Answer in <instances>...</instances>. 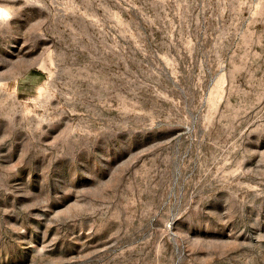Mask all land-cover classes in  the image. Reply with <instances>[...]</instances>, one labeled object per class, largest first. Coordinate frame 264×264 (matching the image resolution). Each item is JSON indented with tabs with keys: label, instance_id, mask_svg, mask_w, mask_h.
I'll use <instances>...</instances> for the list:
<instances>
[{
	"label": "rangeland",
	"instance_id": "rangeland-1",
	"mask_svg": "<svg viewBox=\"0 0 264 264\" xmlns=\"http://www.w3.org/2000/svg\"><path fill=\"white\" fill-rule=\"evenodd\" d=\"M0 4V264H264V0Z\"/></svg>",
	"mask_w": 264,
	"mask_h": 264
},
{
	"label": "clouds",
	"instance_id": "clouds-1",
	"mask_svg": "<svg viewBox=\"0 0 264 264\" xmlns=\"http://www.w3.org/2000/svg\"><path fill=\"white\" fill-rule=\"evenodd\" d=\"M14 11L10 5L0 4V26L8 24L14 18Z\"/></svg>",
	"mask_w": 264,
	"mask_h": 264
}]
</instances>
